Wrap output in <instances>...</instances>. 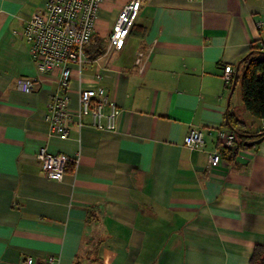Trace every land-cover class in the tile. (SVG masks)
Returning a JSON list of instances; mask_svg holds the SVG:
<instances>
[{
    "label": "crops",
    "instance_id": "0c3cea01",
    "mask_svg": "<svg viewBox=\"0 0 264 264\" xmlns=\"http://www.w3.org/2000/svg\"><path fill=\"white\" fill-rule=\"evenodd\" d=\"M43 1L0 0V264L24 255H53L52 264H247L264 241V138L216 165L207 152L229 115L243 134L264 128L263 118L245 114L246 129L240 117L239 63L251 47L264 50V0H140L118 51L108 35L128 0H101L88 60L72 66L66 93L76 108L81 87L100 85L121 111L114 130L72 120L67 137L47 135L43 121L58 69L38 71L22 31ZM19 76L32 80L29 92L16 87ZM192 126L201 149L184 146ZM41 147L78 152L76 168L48 178L35 157Z\"/></svg>",
    "mask_w": 264,
    "mask_h": 264
},
{
    "label": "built area",
    "instance_id": "2783aa9c",
    "mask_svg": "<svg viewBox=\"0 0 264 264\" xmlns=\"http://www.w3.org/2000/svg\"><path fill=\"white\" fill-rule=\"evenodd\" d=\"M190 1V0H188ZM101 0H44L40 7L29 14L23 26V34L30 43V55L38 71L48 73L58 69L57 88L46 104L43 121L47 135L67 137L69 122L74 120L78 127L84 125L97 129L114 130L121 108L100 85L81 87L77 95V107L69 106L66 88L72 72V66L78 68L88 60L86 46L90 43L95 20ZM140 0H128L120 8L108 35V48L118 51L133 25ZM138 56L136 61H139ZM233 66L223 67L222 79L226 86L230 84ZM99 75H97L98 77ZM16 87L29 92L32 80L19 76ZM85 117L89 120L84 121ZM235 135L230 130L219 129L217 148L207 152L209 165L221 160L220 149L233 148ZM184 146L189 149L203 147L202 131L190 127L183 138ZM42 173L48 178L60 180L69 164L76 168L78 152L50 153L44 147L35 154ZM57 258L48 255L35 259L31 255L21 257L18 264H52Z\"/></svg>",
    "mask_w": 264,
    "mask_h": 264
},
{
    "label": "trees",
    "instance_id": "16d2710c",
    "mask_svg": "<svg viewBox=\"0 0 264 264\" xmlns=\"http://www.w3.org/2000/svg\"><path fill=\"white\" fill-rule=\"evenodd\" d=\"M102 52L103 48L97 46L94 49L93 56L97 57ZM239 63L242 65L240 75L242 104L252 116L264 119V50L257 46L251 47ZM230 82H232V79ZM226 123L235 135V146L233 148L220 149L221 158L222 155L230 154L236 146H243V142L248 137L249 139H254L260 134H264V128L256 134H243L239 126L244 123L234 115H229ZM247 264H264V241L254 245Z\"/></svg>",
    "mask_w": 264,
    "mask_h": 264
},
{
    "label": "rangeland",
    "instance_id": "374dc122",
    "mask_svg": "<svg viewBox=\"0 0 264 264\" xmlns=\"http://www.w3.org/2000/svg\"><path fill=\"white\" fill-rule=\"evenodd\" d=\"M90 48H91V47H89V50H91ZM242 110H243V114H242L240 117L246 122V124H245V128L247 129V128H249L252 124H251L250 119L246 118L245 114H248L249 118H254V117H253L252 115H249V113H247V111L244 109V107H242ZM239 127H241V126H239ZM225 130H230V131H232L230 128H229V129H225ZM232 132H233V131H232Z\"/></svg>",
    "mask_w": 264,
    "mask_h": 264
},
{
    "label": "water",
    "instance_id": "95a60500",
    "mask_svg": "<svg viewBox=\"0 0 264 264\" xmlns=\"http://www.w3.org/2000/svg\"><path fill=\"white\" fill-rule=\"evenodd\" d=\"M238 65H239V63L237 64V67L236 68H238ZM263 138H264V134H260L259 136L255 137L254 139L245 140L243 142V145H245V146L253 145L255 143L260 142Z\"/></svg>",
    "mask_w": 264,
    "mask_h": 264
}]
</instances>
